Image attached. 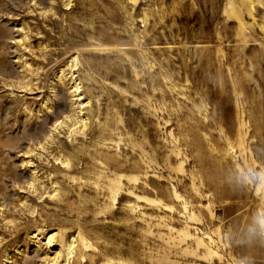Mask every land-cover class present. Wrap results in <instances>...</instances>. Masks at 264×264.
Masks as SVG:
<instances>
[{
    "label": "rangeland",
    "instance_id": "374dc122",
    "mask_svg": "<svg viewBox=\"0 0 264 264\" xmlns=\"http://www.w3.org/2000/svg\"><path fill=\"white\" fill-rule=\"evenodd\" d=\"M251 1L0 0V264H264Z\"/></svg>",
    "mask_w": 264,
    "mask_h": 264
},
{
    "label": "bare ground",
    "instance_id": "6f19581e",
    "mask_svg": "<svg viewBox=\"0 0 264 264\" xmlns=\"http://www.w3.org/2000/svg\"><path fill=\"white\" fill-rule=\"evenodd\" d=\"M250 1V3H252L253 1H251V0H249ZM210 13L212 12L213 13V16L215 15V14H217L219 11H218V2H217V0H214V2H212L211 3V8H210ZM236 16H239L240 15V13L236 10V11H234L233 12ZM166 15V14H165ZM82 99V97H79L77 100H81ZM30 158H32V156H30ZM28 162H31V159H28ZM68 253H71V251L70 252H68ZM74 255H72V256H70V257H73ZM67 260H68V257H67Z\"/></svg>",
    "mask_w": 264,
    "mask_h": 264
}]
</instances>
